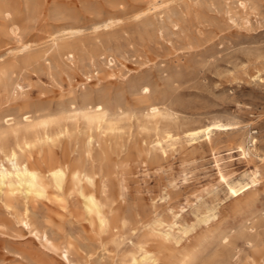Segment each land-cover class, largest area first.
Wrapping results in <instances>:
<instances>
[{"label": "rangeland", "instance_id": "obj_1", "mask_svg": "<svg viewBox=\"0 0 264 264\" xmlns=\"http://www.w3.org/2000/svg\"><path fill=\"white\" fill-rule=\"evenodd\" d=\"M0 1L11 12L0 18V67L10 66L13 93L0 90V130L4 114L27 109L61 117L75 96L105 101L113 122L96 162L106 222L75 194L65 204L52 193L34 210L48 247L0 198V264H66L65 247L71 264H134L141 246L153 264H264V0ZM53 35L74 58L58 57ZM201 127L212 130L193 140ZM75 134L31 161L74 158ZM222 177L250 186L232 196Z\"/></svg>", "mask_w": 264, "mask_h": 264}, {"label": "bare ground", "instance_id": "obj_2", "mask_svg": "<svg viewBox=\"0 0 264 264\" xmlns=\"http://www.w3.org/2000/svg\"><path fill=\"white\" fill-rule=\"evenodd\" d=\"M10 15H11V12L9 10V4L5 1H0V18H2L4 21H8V19L10 18ZM14 31H16V29ZM53 36H54L53 50L58 49L57 50L58 57L60 58V57L67 56V58L69 57L74 58L75 51L72 49H75V48L71 47V45L70 46L60 45V43L64 41H60L59 43V41L57 42L58 38H55V35ZM101 46L103 47L104 45H101ZM19 47L23 52L33 49L31 43H22L21 46ZM48 49L51 50L52 47ZM106 57L108 58V56ZM34 58L35 57H33V61H34ZM33 61L31 63H33ZM27 63H29V65L31 64L29 61ZM57 64H55V66ZM23 65H26V63H23ZM23 65L22 67H24ZM33 65L32 67L34 68ZM2 67H0V90H2V86L5 84L6 87L3 90L6 93H9L10 87L8 86V83H6V82H9V72L6 69V67L9 68L10 66H6L5 68H2ZM19 67L21 68V64ZM27 68L29 70V66ZM86 74H87V71H86ZM12 75L14 76L15 74L13 73ZM12 75L10 74V76ZM87 92L89 94L90 91L87 90ZM71 99L73 100L72 102H70V107L68 109H65V111L67 110L69 111L61 115V117L53 116V114L51 116L49 115V116L42 117L44 116L43 114L45 115H48V114H46V112L44 113L42 112L43 114L41 113L42 115L40 114L39 116L38 115L39 110H36V109L34 110L27 109L23 112L20 111V113H13V114H7V115L2 114L6 128L0 130V198L3 201L4 207L8 212L12 213V211L21 210L20 218L16 216L15 214L13 215L19 219V222H21L24 226H26L30 230L32 229L37 230L36 220L34 217V210L38 207L39 204L43 203L44 200L50 199V196L52 193L57 194L58 196H60V198L62 197V201L65 204L67 203L68 197L72 194H75L81 200L82 205H83V210L86 214L90 216L97 214L99 215V219L102 224L106 222L104 216H102L103 206L101 202L99 201L98 194L95 191V187H96L98 180L104 178L102 171L96 167V162L98 160L102 161L104 159L103 157L105 153L104 152L105 141L101 138V135L104 133V131H107L105 130V128L108 125H111L113 123L111 119L112 116L110 117L108 105L105 101L93 103V101L89 99L87 96L83 97L81 101L78 100L77 96H75L74 98L71 97ZM58 104H61V103L58 102ZM67 104L68 103L66 102L65 103L66 107L69 106ZM153 110L156 111L155 108H153ZM150 112H147V114ZM81 125L85 126L86 131H83L85 128L83 127L84 128L83 129ZM220 125L222 126V124ZM112 129H111V133H112ZM211 130H212L211 127H201V128L193 129L189 131V136L192 137L193 139V138L200 136L201 134L203 135L209 134ZM75 132L80 140L79 141L77 140V143L75 142L77 145V149L74 148L75 149L73 151L75 154L74 158L70 156L67 160H64V161H61L59 159L51 160L50 162H45L41 164L40 166L35 165L31 161L30 154L33 152L35 148L43 147L47 144H55L63 137L73 136V133ZM76 134L74 135L75 140H76ZM97 151H100V154H98ZM246 153L247 152L244 150L245 155ZM248 155H249V152H248ZM251 174L252 176L250 177L251 178L250 182H255L257 179V176L259 175V169L256 168ZM222 180L228 186V191L230 195L232 196H238L242 191L246 189L247 186H250L248 185V183H244L243 181H240V180H237V181L228 180L227 178H223V177H222ZM245 181H248V180H245ZM208 218H210V215L204 216V220ZM172 226L170 227V230L172 229ZM153 230H155V228ZM170 230L169 232H166L163 234L166 239L171 237ZM38 234L40 235L39 239L41 243H43L44 245L48 247L50 246L52 247L54 245V242L50 235L51 233H49L46 230H44L43 232H39L37 230L36 235L38 236ZM140 251H141V256L138 257L137 255L133 254L130 256V261H132L134 264H153L156 262V259L152 255H149V251L144 246L140 247ZM63 253H64L63 256L65 257L67 263L71 264L70 248L65 247L63 250Z\"/></svg>", "mask_w": 264, "mask_h": 264}]
</instances>
